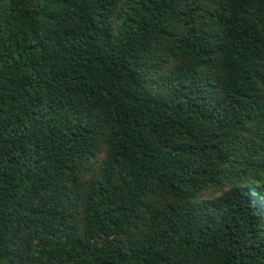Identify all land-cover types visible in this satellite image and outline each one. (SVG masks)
Segmentation results:
<instances>
[{
    "label": "trees",
    "instance_id": "trees-1",
    "mask_svg": "<svg viewBox=\"0 0 264 264\" xmlns=\"http://www.w3.org/2000/svg\"><path fill=\"white\" fill-rule=\"evenodd\" d=\"M0 264H264V0H0Z\"/></svg>",
    "mask_w": 264,
    "mask_h": 264
}]
</instances>
